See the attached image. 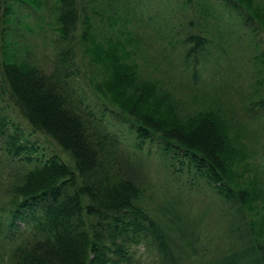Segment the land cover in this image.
Here are the masks:
<instances>
[{
    "label": "trees",
    "instance_id": "obj_1",
    "mask_svg": "<svg viewBox=\"0 0 264 264\" xmlns=\"http://www.w3.org/2000/svg\"><path fill=\"white\" fill-rule=\"evenodd\" d=\"M220 1L175 0L179 31L140 20L133 0H54L39 58L23 20L41 1L0 0V264H136L141 248L147 264H264V164L219 85H238V42L264 86V0ZM162 28L179 35L166 51L184 47L188 87L199 66L215 72V105L177 117L148 81H171L143 68Z\"/></svg>",
    "mask_w": 264,
    "mask_h": 264
},
{
    "label": "rangeland",
    "instance_id": "obj_2",
    "mask_svg": "<svg viewBox=\"0 0 264 264\" xmlns=\"http://www.w3.org/2000/svg\"><path fill=\"white\" fill-rule=\"evenodd\" d=\"M38 1H41L40 3L41 7L38 9L36 8L38 13V19L32 18V16L28 12V9L25 8V12L28 18L24 19L23 21H25L27 24H29L32 27L38 26L36 27L38 29L36 32L37 36H33V35H29V36L31 37L33 42H35L38 45V48L36 49L37 52L36 56L40 58L42 55H40V53L38 52L40 51V48L44 44L42 37L46 34L40 31V27L46 26L47 24L46 22L53 24L54 20L53 19L50 20L49 17L50 13L47 5H51L54 2V0H38ZM174 1L175 0H133V3L137 5V11L140 12L141 16L137 14V17L140 20H143L144 16L146 19L150 17L152 25H156L158 23L160 24V26L162 27L166 26L168 29H170L171 26H175L178 28L179 31H181V28L179 29V27L175 25L174 20H169V15L171 14V8L173 4H175ZM256 1L259 2L260 4V0H256ZM153 4L156 5L154 6ZM156 10L159 11L160 13L156 12ZM18 14L21 16L25 15L21 9L18 10ZM165 18L168 21H166ZM160 32L162 34L160 37L158 34H157L158 36L150 34V37L147 41L148 45L145 46L146 53L142 51V54H143V68L145 69V71L151 70L152 65L157 64L158 73H155V75H157L158 77H163L165 79H167L168 76L171 77V81L169 82L163 80V86L165 88L162 86L161 81L158 78H156L155 80L148 79V81L152 82L153 84H157L159 87L164 89L167 92L166 97L170 96L172 98L169 100V99H163L162 96H160L162 100L169 106V104H171L168 103L169 101L174 103V101L172 100L177 99L182 104L181 107H179V105L176 103V107L173 106V108L170 109L172 110V112L187 111L182 114L176 112V116L182 118L191 116L192 114L190 112H196L199 110H203L207 106L215 105V102L219 98V95L221 97L223 96L221 95L222 92H220L222 90H216V91L214 90L217 87L216 82L218 79L216 77L215 72H211L210 69H204L203 67L199 66V73H198L199 80H197L196 89L200 88V90L195 91L192 88L188 87V81L192 78V74L191 71L189 73L186 67L182 64L184 58V51H185L184 47L183 46L181 48L175 47L174 49L170 47L168 48V52L166 51V45H170V44L172 45L173 39L175 37L178 38L179 35L175 36L173 34V31L169 33L168 30H165L163 28L160 29ZM234 36L235 34L232 33L231 37L235 39ZM241 45L242 46H239L238 42L237 43L232 42V45L229 50L230 58H228V64H232L233 66V72H235L236 74L237 71H239L241 74L240 78L236 82H234L235 84L238 85L235 87L234 84H232L227 87L226 85L223 84V82H220L219 85L223 86V92L225 94L227 107H228L226 109L227 110L229 109V111H231L234 114V119L240 122V124L238 125L239 128L236 130L241 135V143H243L249 149V151L246 153H249L251 151L253 154L252 156H255L254 159H256L257 156V158L264 164V108L259 110V112H257V114L254 115V118H251V115L253 114L252 111L247 110L248 107H250V105L247 103V100H249V98L260 96L257 94L263 93L264 86L258 87V84H253L248 82L247 79L249 76V72L251 74V72L256 70V68L255 67L252 68L251 64L248 61L246 63L245 55H244L245 44L241 43ZM260 45L261 46L263 45V41L260 42ZM45 57L47 60L48 59L47 55H45ZM226 63L227 62L225 60L223 64L225 65ZM247 66L251 67L252 71L250 69L248 70ZM102 68L105 69L103 65ZM161 69L164 71L165 76L163 74L161 75ZM183 70L186 77H183ZM78 87H80L81 90L82 86L76 82L74 89ZM254 89H257L256 93L254 92ZM238 93L244 94V98L240 97L239 99H236ZM222 102L226 106L224 101ZM217 105L220 106L219 102H217ZM169 119L170 121H172V118L170 116ZM229 133L232 134L231 130H229ZM36 135L38 137H41V134L39 133H37ZM157 163H158V159L153 160L149 165L152 171L155 164ZM215 243L216 242L208 243L207 244L208 248H211ZM135 255H136V260H135L136 264H141V263L147 264L148 258L150 257V252L141 248L139 251L135 253Z\"/></svg>",
    "mask_w": 264,
    "mask_h": 264
},
{
    "label": "bare ground",
    "instance_id": "obj_3",
    "mask_svg": "<svg viewBox=\"0 0 264 264\" xmlns=\"http://www.w3.org/2000/svg\"><path fill=\"white\" fill-rule=\"evenodd\" d=\"M217 1H218V0H217ZM219 1H220V0H219ZM204 3H205V2H204ZM213 3H214V2L212 1L211 4L213 5ZM220 3H222V2L220 1ZM151 4H152V2H151ZM151 4H150V5H151ZM205 4H206V3H205ZM209 4H210V3H209ZM209 4H208V5H209ZM217 4H219V3H217ZM153 5H154V4H153ZM155 5H156V4H155ZM155 5H154V6H155ZM206 5H207V4H206ZM212 5H211V6H212ZM215 5H216V3H215ZM185 6H187V4H186ZM211 6L209 5V7H211ZM150 7H151V6H150ZM214 7H216V6H214ZM219 8H220V7H219ZM157 9H158V8H157ZM220 9H221V8H220ZM152 10H153V9H152ZM153 11H154V10H153ZM212 11H214V10H212ZM216 11H217V10H216ZM220 11H221V10H220ZM156 12H159V11L156 10ZM217 12H219V11H217ZM217 12H216V13H217ZM159 13H160V12H159ZM158 15H159V14H158Z\"/></svg>",
    "mask_w": 264,
    "mask_h": 264
}]
</instances>
